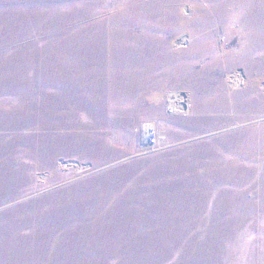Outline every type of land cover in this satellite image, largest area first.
<instances>
[{
    "label": "rangeland",
    "instance_id": "rangeland-1",
    "mask_svg": "<svg viewBox=\"0 0 264 264\" xmlns=\"http://www.w3.org/2000/svg\"><path fill=\"white\" fill-rule=\"evenodd\" d=\"M0 264H264V0H0Z\"/></svg>",
    "mask_w": 264,
    "mask_h": 264
},
{
    "label": "built area",
    "instance_id": "built-area-1",
    "mask_svg": "<svg viewBox=\"0 0 264 264\" xmlns=\"http://www.w3.org/2000/svg\"><path fill=\"white\" fill-rule=\"evenodd\" d=\"M141 134V149L144 153H153L162 149L163 147H166L165 144L167 142V136L164 132L159 129L156 123L152 121H143V123L141 124Z\"/></svg>",
    "mask_w": 264,
    "mask_h": 264
},
{
    "label": "crops",
    "instance_id": "crops-1",
    "mask_svg": "<svg viewBox=\"0 0 264 264\" xmlns=\"http://www.w3.org/2000/svg\"><path fill=\"white\" fill-rule=\"evenodd\" d=\"M157 47V40L155 39L154 40V43H153V48H156ZM241 98V97H240ZM235 103V102H234ZM234 110L236 111V110H240L241 109V105H239V104H234Z\"/></svg>",
    "mask_w": 264,
    "mask_h": 264
},
{
    "label": "bare ground",
    "instance_id": "bare-ground-1",
    "mask_svg": "<svg viewBox=\"0 0 264 264\" xmlns=\"http://www.w3.org/2000/svg\"><path fill=\"white\" fill-rule=\"evenodd\" d=\"M183 107V105L180 106V108Z\"/></svg>",
    "mask_w": 264,
    "mask_h": 264
}]
</instances>
